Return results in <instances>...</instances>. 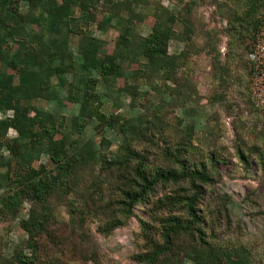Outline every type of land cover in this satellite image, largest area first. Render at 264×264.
Segmentation results:
<instances>
[{
    "label": "rangeland",
    "instance_id": "rangeland-1",
    "mask_svg": "<svg viewBox=\"0 0 264 264\" xmlns=\"http://www.w3.org/2000/svg\"><path fill=\"white\" fill-rule=\"evenodd\" d=\"M27 10L21 5L22 15ZM72 11L74 32H67L60 51L65 64L76 66L88 39L101 52L114 53L125 24L136 39L153 27L170 28L173 38L151 61L144 56L133 60L130 48L122 47L116 52L120 76L115 77L100 74L97 57L86 54V63L95 67L87 73L95 85L81 111L64 90L84 79L79 70L50 77L55 98H31L47 120L44 125H55L53 138L62 137L64 146L76 144L68 153L77 161L71 174L58 176L42 140L29 162L48 175L50 188L40 203L18 181L0 139V264H22L16 260L19 254L30 258L27 264H140L139 254L160 241L162 223L188 219L183 202L174 197L194 187L187 180H158L124 210L121 191L134 188L136 162L149 178L180 163L206 177L194 179L201 187L194 202L199 233L177 238L174 252L158 264L190 263L198 244L226 251L230 260L221 264H232L235 255L247 264H264V107L252 103L245 62L264 0H91L85 14L75 5ZM40 33L39 26L23 24L13 47L24 50L26 44L36 62L41 56L48 59ZM9 72L6 94L26 84L22 74ZM32 115L0 111V119L17 118L23 131L39 133ZM16 136L14 128H7L6 144ZM18 146L27 150L23 136ZM12 190L21 191L18 205L5 207L1 197ZM32 217L42 226L31 241L23 225Z\"/></svg>",
    "mask_w": 264,
    "mask_h": 264
},
{
    "label": "trees",
    "instance_id": "trees-1",
    "mask_svg": "<svg viewBox=\"0 0 264 264\" xmlns=\"http://www.w3.org/2000/svg\"><path fill=\"white\" fill-rule=\"evenodd\" d=\"M0 3L4 5V10L0 13V111L10 108L16 113L17 117L19 114L23 115L28 111H33L30 118L31 125L38 127L40 130L39 133L33 131L32 128L23 131L19 127L17 118L4 117L0 119V139H2L1 142L9 151L10 157L16 165L15 171L19 178L18 181L24 183L36 201L41 203L50 188L48 175L29 166V162L35 158L36 152L39 150L38 146L42 144V140L45 141V145L50 150L49 158L59 170L58 176L66 177L71 174L72 168L74 170V164L77 161L76 157L68 153L76 149V144H72V147L70 144L64 146L62 137L53 138L57 132L55 125L53 123L44 125L47 120L42 117L43 115L39 110L30 104L31 98L34 96L55 98L56 93L50 83V77L61 78L67 72L79 70V72H83L84 79H81L76 88L68 85L64 90L73 101L79 103V111H81L84 108L85 101L93 96L92 92L95 85V79L87 75L91 68L95 67L86 63V54L91 53L97 57L99 63L95 65L100 74L120 76V70L116 65L118 54L116 52L122 47L130 48L133 60H136L139 56H144L151 61L154 56H157L165 41L173 38V33L168 27L162 29L153 27L146 37L136 39L132 37V33L129 34L131 27L125 24L115 41L117 50L114 53L101 52L93 40L88 39L85 44L81 45L78 54L80 59L75 61L76 66H74L73 63H63L60 51L65 43L67 32H74L76 18L73 16L72 5H75L79 14L82 15L85 14L91 0H0ZM21 5L28 9L24 15L21 13ZM23 17L25 18L23 19ZM27 23L35 24L41 28L38 39L42 41L40 42L41 46L48 49V59L41 56L39 57L40 61L36 62L30 46L26 44H24V50L13 47L14 37L21 35L23 24ZM257 23L258 19L254 22L249 40H251ZM8 70L22 74L26 81V84L19 85L10 94L3 93V88L8 87L12 81L13 73H8ZM246 70L248 74L247 64ZM98 115L104 117L100 113ZM9 127L17 131V136L11 140V144H6L4 134ZM22 136L26 139L27 150L25 152L19 151L18 146V140ZM76 155L81 156L79 153H76ZM240 157L242 159V156ZM139 167L140 165L137 162L133 167L135 177L131 178V183L134 188L121 191L120 204L124 207V210H128L134 202L141 199L144 193L158 180H187L194 187L191 193L175 195L174 197V200L183 202L188 219L180 221L176 218H169L162 223L160 241L149 245L138 256L140 264H158L161 258L174 252L177 238L188 232L191 235L193 232L199 233V230L195 227L198 217L195 213L194 202L200 195L201 187L199 184L194 183V179L201 178V180H204L206 177L203 173L194 169L192 171L186 170L181 163L177 169L156 171L150 178L142 173ZM20 192V190H12L10 194L1 197L3 206L10 208L18 205ZM41 226L42 220L36 217H32L28 226L24 223L23 227L29 235V240H33L35 232L39 228L41 229ZM197 250L195 248L191 249V261L187 264H221L224 258L230 260L229 256L225 254L226 251L223 250L203 247L200 244H198ZM16 260L22 264L30 262L28 256L21 254L17 256ZM232 264H247V260L245 262L241 256L235 255Z\"/></svg>",
    "mask_w": 264,
    "mask_h": 264
},
{
    "label": "built area",
    "instance_id": "built-area-1",
    "mask_svg": "<svg viewBox=\"0 0 264 264\" xmlns=\"http://www.w3.org/2000/svg\"><path fill=\"white\" fill-rule=\"evenodd\" d=\"M245 60L252 103L256 107H264V14L258 18L256 28L249 40Z\"/></svg>",
    "mask_w": 264,
    "mask_h": 264
}]
</instances>
